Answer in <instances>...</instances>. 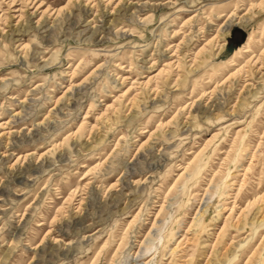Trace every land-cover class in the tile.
I'll return each instance as SVG.
<instances>
[{
	"label": "rangeland",
	"instance_id": "obj_1",
	"mask_svg": "<svg viewBox=\"0 0 264 264\" xmlns=\"http://www.w3.org/2000/svg\"><path fill=\"white\" fill-rule=\"evenodd\" d=\"M0 264H264V0H0Z\"/></svg>",
	"mask_w": 264,
	"mask_h": 264
}]
</instances>
